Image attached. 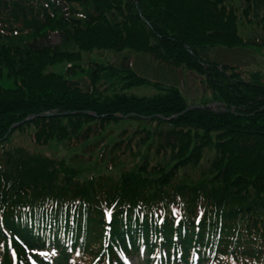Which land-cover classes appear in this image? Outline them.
Segmentation results:
<instances>
[{"label":"trees","instance_id":"1","mask_svg":"<svg viewBox=\"0 0 264 264\" xmlns=\"http://www.w3.org/2000/svg\"><path fill=\"white\" fill-rule=\"evenodd\" d=\"M241 20L264 35V0H0V80L15 82L0 84V264L9 240L17 264H264V72L211 55L264 45ZM96 51L186 70L211 99L189 104L129 58L83 66ZM104 137L111 164L90 176L40 150L93 158Z\"/></svg>","mask_w":264,"mask_h":264},{"label":"rangeland","instance_id":"2","mask_svg":"<svg viewBox=\"0 0 264 264\" xmlns=\"http://www.w3.org/2000/svg\"><path fill=\"white\" fill-rule=\"evenodd\" d=\"M241 16V13L239 14ZM241 20L239 22V31L242 37L245 38H255L258 36L259 40H264V35L258 32L256 26H248ZM256 27V28H254ZM61 40V37L58 34L52 35L50 37V42L52 44H57ZM212 58L214 60H218L220 62L236 65L239 66L244 71H262L264 72V45L262 46H255L249 45L245 48H237V49H226L218 47L211 52ZM83 62L82 65L85 66V62L88 63L89 61H99V62H109L119 64L125 58H129L134 66V69L139 73L148 78L161 80L170 82L172 84H177L182 92L183 95L187 98L188 103L193 104H202L208 99H211V94L205 88V85L200 83L199 78L186 70H175V69H168L165 68L160 63H157L153 60V58L149 55L145 54H137L134 52H124L122 54H116L114 52H105V51H96L93 53H83ZM65 65H56L51 67L49 70L57 72V73H65ZM0 84L4 87L12 88L15 87V82L13 79L10 80H0ZM132 91L135 94H144L145 92L148 95H153L155 92L147 87H139L134 88ZM214 107V106H212ZM119 130V129H118ZM19 143L25 144L27 147L32 149H37L38 147L33 145L28 137H21L18 141ZM107 144V139L104 137L99 144H97L95 154L93 158H89V153L91 156V152L89 149L91 147L82 148V152L80 148L77 149H69L63 143L54 142L49 147H44L40 149L43 153L53 156L56 158H64L68 161H71L74 165L78 166L79 168H85V176H90L91 172L89 169L92 167H96L98 169H102L109 160L108 163L111 164V160L107 157L110 154V151H107L106 154L101 157V149L105 147ZM109 147L108 149H110ZM39 150V149H38ZM99 154V156L97 155ZM75 155H78L74 157ZM115 157V154H113ZM74 158V159H72ZM105 159V160H104ZM117 165V162H116ZM131 264H141L140 261L137 259L132 260Z\"/></svg>","mask_w":264,"mask_h":264},{"label":"bare ground","instance_id":"3","mask_svg":"<svg viewBox=\"0 0 264 264\" xmlns=\"http://www.w3.org/2000/svg\"><path fill=\"white\" fill-rule=\"evenodd\" d=\"M6 232V231H5ZM46 254V253H45ZM32 262H34V260H32Z\"/></svg>","mask_w":264,"mask_h":264}]
</instances>
